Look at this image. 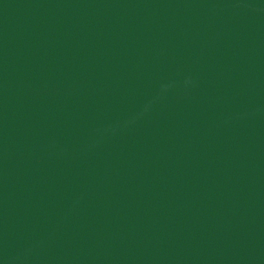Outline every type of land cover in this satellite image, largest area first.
I'll return each mask as SVG.
<instances>
[{
	"label": "water",
	"instance_id": "obj_1",
	"mask_svg": "<svg viewBox=\"0 0 264 264\" xmlns=\"http://www.w3.org/2000/svg\"><path fill=\"white\" fill-rule=\"evenodd\" d=\"M0 264H264V0H0Z\"/></svg>",
	"mask_w": 264,
	"mask_h": 264
}]
</instances>
